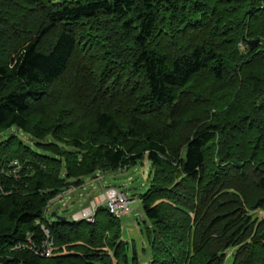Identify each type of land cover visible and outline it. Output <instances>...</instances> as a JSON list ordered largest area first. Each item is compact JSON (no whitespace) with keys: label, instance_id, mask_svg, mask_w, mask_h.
<instances>
[{"label":"trees","instance_id":"1","mask_svg":"<svg viewBox=\"0 0 264 264\" xmlns=\"http://www.w3.org/2000/svg\"><path fill=\"white\" fill-rule=\"evenodd\" d=\"M0 133V264H139L46 208L143 159L149 264H264V0H0Z\"/></svg>","mask_w":264,"mask_h":264},{"label":"rangeland","instance_id":"2","mask_svg":"<svg viewBox=\"0 0 264 264\" xmlns=\"http://www.w3.org/2000/svg\"><path fill=\"white\" fill-rule=\"evenodd\" d=\"M252 40H258L257 43L261 41L259 38L247 40L246 37H243V43L245 45L248 44V41ZM239 48L244 50V45L240 44ZM63 90L65 93H68L67 89ZM48 108L50 107H46V109ZM15 133L24 140L27 139L26 135H21L19 131H15ZM10 167L12 168V173H14L21 167L20 161L16 157L9 160L6 165L0 167V173L5 174V172H9L7 168ZM149 170L150 165L146 159L128 168L123 166L117 171L100 170L94 178H88L85 182L77 183L76 185L72 183L63 188L60 193L48 202L46 212L49 213H46V217L50 214L52 216L55 210L61 215L63 214V210L67 209L68 212L64 213L67 216L66 218H76L80 214L76 219L84 218L85 220L88 219V221L86 220L87 222L93 223L96 218L97 209L101 206L105 207L104 204H100L104 201L101 199V196L105 195L108 200L110 190L124 192L132 200L125 209L118 211L116 214H112L119 217L122 230L121 239L127 243L129 255H131V248L134 245L139 264H149L151 262V250L149 242L145 237V231L141 225L144 222V218L139 204V194L143 193L149 185ZM71 182H74V180ZM94 201L97 203V207L95 210H92L90 206ZM84 215H86V218L81 217ZM27 247L30 250L34 249L33 243L30 242ZM234 250V247L226 250V257L223 264H231Z\"/></svg>","mask_w":264,"mask_h":264},{"label":"built area","instance_id":"3","mask_svg":"<svg viewBox=\"0 0 264 264\" xmlns=\"http://www.w3.org/2000/svg\"><path fill=\"white\" fill-rule=\"evenodd\" d=\"M109 199L107 200L105 195H102L101 196V199L104 200L102 201L100 204H104L110 213H118V211L122 210V209H125L128 204L130 203V201L132 199H129L126 194L124 192H117L115 190H110L109 193ZM97 203L94 201L93 204L90 206V208L93 210H95V208L97 207L96 205ZM98 204V205H100ZM77 216H80V214H78ZM76 216V218H77ZM261 216L264 218V209L261 210ZM81 217H85L86 218V215L84 216H81ZM76 218H73V220H78ZM79 218V217H78ZM81 219H84V218H81ZM79 219V220H81ZM88 221V219H86ZM43 231H44V234H45V237H46V241L45 243L43 244V249H42V252L41 254L44 255V256H48L51 254V251H52V248H53V241H52V237L49 236V231L45 228H43ZM21 245L19 244L17 247H20Z\"/></svg>","mask_w":264,"mask_h":264},{"label":"water","instance_id":"4","mask_svg":"<svg viewBox=\"0 0 264 264\" xmlns=\"http://www.w3.org/2000/svg\"><path fill=\"white\" fill-rule=\"evenodd\" d=\"M258 42V40H252V41H248V45L253 48L255 46V44ZM52 216H55V213L52 214ZM60 219H64V217H59Z\"/></svg>","mask_w":264,"mask_h":264}]
</instances>
